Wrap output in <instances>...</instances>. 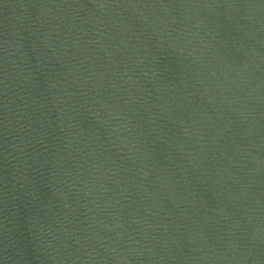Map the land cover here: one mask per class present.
Wrapping results in <instances>:
<instances>
[{
	"label": "water",
	"instance_id": "water-1",
	"mask_svg": "<svg viewBox=\"0 0 264 264\" xmlns=\"http://www.w3.org/2000/svg\"><path fill=\"white\" fill-rule=\"evenodd\" d=\"M0 264H264V0H0Z\"/></svg>",
	"mask_w": 264,
	"mask_h": 264
}]
</instances>
